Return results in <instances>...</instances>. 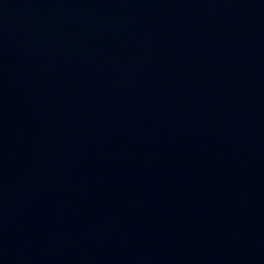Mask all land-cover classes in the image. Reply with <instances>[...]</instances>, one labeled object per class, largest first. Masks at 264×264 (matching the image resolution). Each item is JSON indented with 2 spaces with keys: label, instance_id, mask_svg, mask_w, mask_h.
<instances>
[{
  "label": "water",
  "instance_id": "water-1",
  "mask_svg": "<svg viewBox=\"0 0 264 264\" xmlns=\"http://www.w3.org/2000/svg\"><path fill=\"white\" fill-rule=\"evenodd\" d=\"M0 264H264V0H0Z\"/></svg>",
  "mask_w": 264,
  "mask_h": 264
}]
</instances>
